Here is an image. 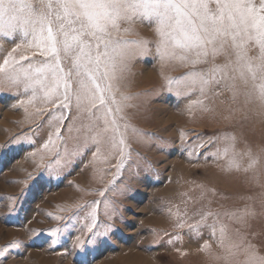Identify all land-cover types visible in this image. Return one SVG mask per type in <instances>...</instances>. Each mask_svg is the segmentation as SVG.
Listing matches in <instances>:
<instances>
[{
	"label": "snow or ice",
	"instance_id": "snow-or-ice-1",
	"mask_svg": "<svg viewBox=\"0 0 264 264\" xmlns=\"http://www.w3.org/2000/svg\"><path fill=\"white\" fill-rule=\"evenodd\" d=\"M143 23L155 25V41L127 37L126 34L136 32V26ZM6 37L21 42L15 43L11 50L0 43V91L11 88L24 95L26 99L19 100L18 106L25 112L28 105L38 100L52 107L37 110L41 115L46 114L47 119L31 135L22 133L0 143V157L11 160L15 159L13 153L20 152L36 155L39 149H29L35 148V138L44 124L53 131L42 148L54 154L39 171L29 173L18 197L0 198L11 201L7 215L24 211L22 206L33 190L43 189L46 184L70 174L90 148L96 149L94 159H116L112 165L116 170L113 179L100 191L103 200L81 206L89 211L78 229L80 235L72 242V249L77 252L93 249L110 239L115 228L112 221L119 213L115 201L105 193L125 190L117 186L116 180L125 169L131 170L129 165L135 150L129 138L151 137L165 146L170 143L137 128L129 119L127 110L135 107L131 103L135 95L121 91V82L134 59L152 55L161 65L168 91L184 98L197 95L198 99L186 106L189 112L193 108L212 111L206 103L209 94L215 97L227 91L231 93L232 103L237 104L234 111L251 106L249 111L264 122V0H0V41ZM252 49L256 50L255 55H250ZM28 52L31 55L25 54ZM220 56L225 58L223 63H217ZM173 63L191 67L182 76L172 77L163 69ZM201 64L207 67L198 68ZM244 118L248 119L247 115ZM62 132H76L83 139L69 150ZM188 135L180 131V147L186 157L223 158L227 171L251 172L250 179L259 184L261 173L257 169L264 157V147L255 153L250 147L238 152L237 137L229 132L207 138L197 135L191 142ZM219 142H223L222 148L200 152ZM105 143L109 152L102 156L101 145ZM149 168L150 163L145 170ZM101 212L103 220L99 219ZM168 212L176 217L175 227L187 229L194 239L202 237V228H208L209 236L217 239L221 247L235 248L244 256L239 264H264V252L243 234L239 241H233L226 225L217 227L218 219L208 223L209 217L218 218L221 213L198 211L189 216L187 211L180 213L177 209L173 213L171 208ZM223 214L236 216L235 212ZM256 215L254 209H245L237 218ZM56 219L64 223L52 229L29 228V241L14 240L0 247V264H5L11 250L41 236L49 237V246L59 244L77 216ZM26 224L27 217L20 226ZM85 232L88 236L82 239ZM182 240L183 235L177 232L166 243L172 245ZM204 247L211 248L209 241H204Z\"/></svg>",
	"mask_w": 264,
	"mask_h": 264
},
{
	"label": "rangeland",
	"instance_id": "rangeland-1",
	"mask_svg": "<svg viewBox=\"0 0 264 264\" xmlns=\"http://www.w3.org/2000/svg\"><path fill=\"white\" fill-rule=\"evenodd\" d=\"M136 27V32L126 34L129 39H157L155 25L143 23ZM16 35H20L19 29ZM20 42V39L12 42L11 37L0 41L8 50ZM255 53L256 50L252 49L250 55ZM25 54L31 55L30 52ZM224 59L223 56L218 57L217 63H223ZM190 67L173 63L164 67L163 71L178 78ZM197 67L206 68L207 65ZM121 91L135 95L131 101L135 107L127 110L131 123L170 143L165 146L151 137L142 140L129 138L128 142L135 150L129 165L131 170L125 169L123 176L116 180L117 186L125 187V190L105 193L115 201L119 213L112 221L115 228L110 233V239L85 252L72 249L75 236L80 235L78 229L83 217L89 211L81 206L103 200L100 191L109 185L116 171L112 167L116 159H94L96 149L92 147L77 161L70 174L46 184L43 189L33 190L19 215H7L11 201L0 199V247L14 240L29 241V228L52 229L64 223L56 217L77 216L72 221L71 230L63 235L59 244L49 246V237L41 236L25 243L20 249L11 250L5 264H239L244 260L235 248L221 247L217 239L209 236L206 227L201 229L203 235L199 239H194L187 229H177L176 217L168 212L169 208L173 213L177 209L180 213L187 211L189 216L198 211L219 212L221 215L218 218H208L209 224L218 219L217 227L226 225L231 240L239 241L240 234H243L264 252V215H261L264 212V187L261 186L264 185V157L257 169L261 173L257 184L250 179L251 172L227 171L223 158H188L180 147L181 130L189 134L190 142L197 135L207 138L229 132L237 137L236 151L244 152L249 147L254 153L259 151L264 147V122L249 111L251 106L234 111L237 104L230 100L231 93L224 91L220 96L209 94L210 99L206 103L212 111L203 112L199 108L187 111L186 106L198 96L184 98L168 91L161 75V65L152 55L137 57L131 62L130 71L125 73L121 82ZM21 99L26 97L18 95L14 89L0 91V143L22 133L31 135L32 130L47 119L46 114L41 115L37 110L50 109L51 104L38 100L34 105H28L25 112L18 106ZM246 115L248 119L244 118ZM52 131L47 124L39 130L35 148L29 149H39L36 155L20 152L13 153L15 159L11 160L7 156L0 157V198L18 197L25 188L24 181L29 173L35 174L54 158L53 153L42 148ZM62 134L67 138L69 150L83 139L82 134L76 132ZM223 146V142H219L211 149H200V152L215 151ZM108 152L109 146L102 144V156H107ZM149 163L151 168L146 171ZM244 163H247L246 157ZM245 209H254L257 215L238 219ZM225 212H235L236 216L224 215ZM25 217L27 224L21 227ZM99 219H105L102 212ZM177 232L183 235V240L167 244L166 241ZM87 236L85 232L81 238L86 239ZM204 241H209L210 249H205Z\"/></svg>",
	"mask_w": 264,
	"mask_h": 264
}]
</instances>
